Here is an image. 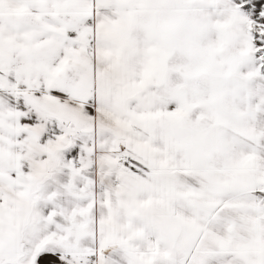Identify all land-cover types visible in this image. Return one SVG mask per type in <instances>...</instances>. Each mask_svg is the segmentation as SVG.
Instances as JSON below:
<instances>
[{
    "label": "snow or ice",
    "instance_id": "snow-or-ice-1",
    "mask_svg": "<svg viewBox=\"0 0 264 264\" xmlns=\"http://www.w3.org/2000/svg\"><path fill=\"white\" fill-rule=\"evenodd\" d=\"M0 264H264V0H0Z\"/></svg>",
    "mask_w": 264,
    "mask_h": 264
}]
</instances>
